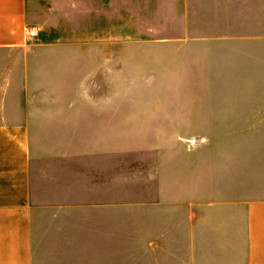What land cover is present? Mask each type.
Returning <instances> with one entry per match:
<instances>
[{"label": "crops", "instance_id": "0c3cea01", "mask_svg": "<svg viewBox=\"0 0 264 264\" xmlns=\"http://www.w3.org/2000/svg\"><path fill=\"white\" fill-rule=\"evenodd\" d=\"M155 2L0 0V264H35L39 230L54 221L74 225L69 214L99 205L84 202L65 172L70 167L76 175L79 156L93 152L76 150L79 133L101 132L104 147L109 129L105 98L93 94L98 85L91 78L107 74L106 60L122 44L137 41L106 40L105 30L114 32L121 20L134 29L155 9L163 47L192 52L196 68L209 62L228 75L236 65L244 73L249 63H258L264 82V0ZM203 53H210L207 62ZM73 61L80 72L68 82ZM218 80L233 82L224 75ZM89 116L96 119L90 128L77 123ZM65 141V150L48 144ZM247 144V170L234 157L220 161L210 173L213 195L191 203L189 247L195 264H264L263 121L249 124ZM242 177L248 178L250 196L241 195Z\"/></svg>", "mask_w": 264, "mask_h": 264}, {"label": "rangeland", "instance_id": "374dc122", "mask_svg": "<svg viewBox=\"0 0 264 264\" xmlns=\"http://www.w3.org/2000/svg\"><path fill=\"white\" fill-rule=\"evenodd\" d=\"M149 13L134 29L121 20L114 32L105 30L106 40L137 41L122 44L106 60L107 74L91 78L98 85L93 94L105 98L109 129L104 147L101 132L79 133L76 150L93 152L79 156L76 175L70 167L65 172L84 202L99 205L69 214L74 225L54 221L39 230L35 264H195L189 247L191 203L213 195L210 173L220 161L234 157L247 170L249 124L264 122L259 64L249 63L244 73L236 65L229 75L209 62L196 68L194 53L162 46L159 14ZM202 56L207 62L210 53ZM76 64H70L68 82L77 80ZM223 75L233 82H217ZM95 120L89 116L77 123L88 129ZM66 143L48 144L65 150ZM241 182V195L250 196L248 178Z\"/></svg>", "mask_w": 264, "mask_h": 264}]
</instances>
